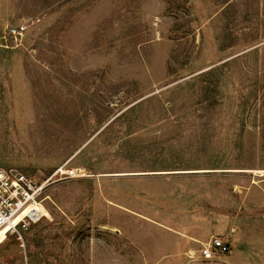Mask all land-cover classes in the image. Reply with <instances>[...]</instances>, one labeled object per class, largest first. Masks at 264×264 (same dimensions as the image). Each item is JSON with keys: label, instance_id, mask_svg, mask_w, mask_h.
Returning <instances> with one entry per match:
<instances>
[{"label": "rangeland", "instance_id": "374dc122", "mask_svg": "<svg viewBox=\"0 0 264 264\" xmlns=\"http://www.w3.org/2000/svg\"><path fill=\"white\" fill-rule=\"evenodd\" d=\"M60 165L0 264H264V0H0V167Z\"/></svg>", "mask_w": 264, "mask_h": 264}, {"label": "built area", "instance_id": "2783aa9c", "mask_svg": "<svg viewBox=\"0 0 264 264\" xmlns=\"http://www.w3.org/2000/svg\"><path fill=\"white\" fill-rule=\"evenodd\" d=\"M12 32L16 39L21 33L19 29ZM83 174L81 169L67 165L56 167L49 176L18 167H0V231L8 229L9 237L41 222L48 217L45 211H48L46 191L49 185ZM230 249L229 241L215 236L199 250V257L203 261H213Z\"/></svg>", "mask_w": 264, "mask_h": 264}, {"label": "bare ground", "instance_id": "6f19581e", "mask_svg": "<svg viewBox=\"0 0 264 264\" xmlns=\"http://www.w3.org/2000/svg\"><path fill=\"white\" fill-rule=\"evenodd\" d=\"M202 170H205V169H202ZM243 170L256 172V173H259L261 175L264 174V169H243ZM110 174H113V173H106V172L105 173L104 172L100 173L101 176L110 175ZM45 215L48 216V211H45ZM7 231H8V229L0 231V246H2L9 238L8 234H7Z\"/></svg>", "mask_w": 264, "mask_h": 264}]
</instances>
